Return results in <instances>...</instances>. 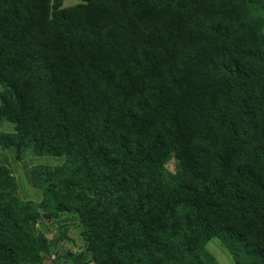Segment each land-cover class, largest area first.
Wrapping results in <instances>:
<instances>
[{
    "label": "trees",
    "instance_id": "1",
    "mask_svg": "<svg viewBox=\"0 0 264 264\" xmlns=\"http://www.w3.org/2000/svg\"><path fill=\"white\" fill-rule=\"evenodd\" d=\"M62 2L0 0V145L62 157L0 163V264H264V0Z\"/></svg>",
    "mask_w": 264,
    "mask_h": 264
},
{
    "label": "rangeland",
    "instance_id": "2",
    "mask_svg": "<svg viewBox=\"0 0 264 264\" xmlns=\"http://www.w3.org/2000/svg\"><path fill=\"white\" fill-rule=\"evenodd\" d=\"M78 2V0H63L62 5L68 6ZM0 130H11L9 123L0 125ZM62 161L61 156L52 155H34L29 150H25L20 160L15 161L13 159L12 149L4 148L0 145V163L6 165L16 179V194L22 199L37 200L40 198V190L35 186L33 181L30 166L37 163H43L48 165L59 164ZM172 167V164L169 163ZM39 227H44L43 224L35 223L33 228L38 230ZM67 227V235L75 239V244L68 239L63 238L55 246L52 247L51 253L45 255L43 261L40 264H71V260L67 258V251H79L82 250V242L77 237V228L75 226L74 217H66L61 219L58 228ZM42 231L47 232L46 228ZM53 244V242H51ZM51 244V245H52ZM206 249L216 258L219 264H235L231 255L221 245L216 237H212L205 244ZM84 259L86 260L87 255ZM76 264H80L77 262ZM85 264H90L86 262Z\"/></svg>",
    "mask_w": 264,
    "mask_h": 264
},
{
    "label": "crops",
    "instance_id": "3",
    "mask_svg": "<svg viewBox=\"0 0 264 264\" xmlns=\"http://www.w3.org/2000/svg\"><path fill=\"white\" fill-rule=\"evenodd\" d=\"M18 197H19V196H18ZM19 199H21V200H25V199H22V198H20V197H19ZM37 200H39V198H38ZM37 200H34V201H37ZM44 227H45V226H44ZM39 229H40V230H43V229H45V228H43V227H39Z\"/></svg>",
    "mask_w": 264,
    "mask_h": 264
}]
</instances>
